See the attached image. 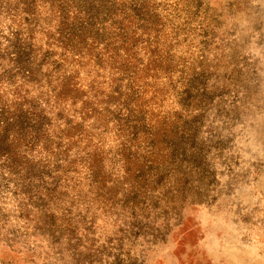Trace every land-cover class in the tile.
<instances>
[{"label":"trees","instance_id":"trees-1","mask_svg":"<svg viewBox=\"0 0 264 264\" xmlns=\"http://www.w3.org/2000/svg\"><path fill=\"white\" fill-rule=\"evenodd\" d=\"M17 4L24 7L23 28L9 30L4 37L11 53L0 51V61L8 59L0 87L5 83L15 89L9 93L0 88V154L17 178L22 168L13 160L16 152L42 149L55 157V163L40 160L47 170L41 176L52 174L55 187L42 188L47 208L39 210L44 219H55L61 205L53 208V199L61 186L79 187L76 177L83 175L89 189L97 187L92 186L97 183L94 166L87 160L91 156L96 160L103 149L95 131L85 128L87 121H94L103 141H109L114 128L120 157L128 162L136 157L133 148L137 151L145 142L142 153L151 154L154 136L169 132L164 120L161 126L156 121L155 127L146 122L147 107L154 109L152 91L164 69L156 53L165 30L151 0H0V16L17 12ZM39 4H46L50 12V19L44 20L47 27L41 29ZM6 96L10 100L3 101ZM74 115L80 122L73 121ZM81 145L85 157L72 159L67 166L59 162ZM39 192L24 191L23 199L40 200ZM65 216H71L70 210Z\"/></svg>","mask_w":264,"mask_h":264},{"label":"rangeland","instance_id":"rangeland-1","mask_svg":"<svg viewBox=\"0 0 264 264\" xmlns=\"http://www.w3.org/2000/svg\"><path fill=\"white\" fill-rule=\"evenodd\" d=\"M237 2L238 0H234L233 7H236ZM45 5H38L40 6V11L37 10L39 21L42 18L41 9ZM16 7L18 8L17 12L12 14L3 12L0 16V36H3L5 28L8 33L9 30L13 32L16 28H23L22 10H24V7L20 4H17ZM186 7L189 19L174 27L171 26L172 21L166 22L158 14L159 23L164 25L165 31L161 36L156 54L158 57L157 62L162 63L164 69L158 76L159 82L156 83V88L152 91L154 109L147 107L146 122L151 121L153 127H155L156 121L161 126L160 121L164 120L168 124L169 132L165 137L161 133L154 136L155 145L151 154L146 153L145 150L142 153V149L148 146L145 142L140 144L139 150L136 151L133 148L131 152L136 157H131L129 162L120 157L122 151L119 149L115 151L114 155L108 154L110 162L113 164L120 163L124 173L122 184L115 189L108 188L112 178L103 169V162L106 158L104 149L98 153L96 160L93 156L88 158L87 163L94 166V174L97 178V183L92 185L97 186L93 188L96 190V194L92 197V200L98 206L97 211L105 215L110 212L114 214L113 210L119 205L125 212L131 210L133 216H136L135 213L137 214V212L143 213L145 219L149 218V213L152 211L159 213L163 210L167 214L175 212L183 204L186 219L181 220L180 231L174 235L160 233L155 237L158 243L162 242L164 244H167L169 237H171L177 244L175 259L171 261V264H177V261L179 264H232L225 255L228 252V247L225 246L230 245L231 242L224 237L223 229L210 226L214 221L209 212L206 211L209 206L198 203L194 198L189 201L184 196V192L193 180L198 179L202 184L207 181L208 170L212 167L214 160L231 163L233 171L241 166L239 157H230L228 160H224L223 157V152L230 150L235 141L228 149L217 147L215 155L211 150L205 151L202 148L200 151H195L199 147L196 132L203 130L202 124L213 119L211 108L217 104H219L220 115H223L228 107L235 104L237 106L236 111L241 113L243 119V109L238 104L240 95L241 93H247L250 100L254 99L259 93V85L250 78L251 69L239 57L221 54L220 57L216 58L217 62L215 64L208 62V56L212 54L214 45L215 51L219 52V45L216 44L217 29L222 27L223 24L218 16L210 15L212 12L211 5L206 6L204 0H188ZM202 11L207 24L202 22L200 31L197 32L192 25L199 19ZM49 17L50 15L43 17V19H50ZM41 28L39 22V29ZM4 37L6 36H3L5 40ZM197 39H199V45L196 44ZM8 46L9 43L1 52L11 53L12 49ZM193 48L198 49L199 55L195 56V63L190 66L188 63L189 57L186 53L192 52ZM0 62V69L6 70L8 59L5 58ZM2 71H0V74ZM177 72H179V79H177ZM209 79L215 80L213 85L215 92L223 91V95H213L211 101L206 99L209 95L207 92L203 94L200 92L201 86L206 87V82ZM164 80L170 82L168 88L160 87V81ZM0 88L9 93L15 90L14 88H7L5 83ZM179 88H182L180 93L182 107L188 115H191L194 108H200L202 111V115L195 118L196 123H190L186 120L183 113H177L169 118L157 111L158 106L163 107L164 104L168 103L169 93H174ZM7 100H10L8 96L3 101ZM232 114L229 113V115ZM158 135L159 138L155 141V137ZM111 138L112 135L108 136L107 140ZM239 139H244L243 133L240 134ZM104 143H107V141H104ZM189 145L193 150L192 155L188 154ZM149 148H153V146ZM21 152L22 150L16 152L17 157L13 159L22 168L20 176L18 178L17 176L14 177V180L10 182H7L9 179L6 177L3 182H0V198L4 200L5 204L10 201H18L16 205L18 211L12 214L0 209V221H3V225H0V227L7 225L12 219L24 221L25 225H22L21 228L8 229L7 235L0 236V241L9 248H14L16 244L24 241L26 236L28 239L34 237L38 242L37 247L42 248L45 243L50 247H54L64 235L76 237L77 233L73 230L74 226L69 218L70 216H57L55 219H44V216H41L39 210L47 208V198L43 192L45 190L42 188L53 189L55 187L53 185L54 176L51 174V177L47 178V175H44L47 170L42 169L45 163L40 162V160L33 161L23 156L24 154H21ZM209 156L211 159H205ZM41 171L44 172V176H41ZM86 173L83 171V174ZM31 176L33 178L29 181ZM233 181L221 195L225 200L235 198L238 210L235 215L239 214L240 209L249 206L244 204V200L249 196L260 197L255 204L251 205L250 212L244 213L239 219L232 220V225L237 226V230L242 225L247 232L246 236L241 237V242L254 241L258 232L264 229V216L260 215L261 211H264L260 207L264 203V173L258 171L253 164L244 171L236 173ZM123 185L128 186L125 190V198L117 200L115 193L122 189ZM60 188L63 189L55 192L57 200L53 199L56 202L53 208L62 205L63 200L68 198V188L65 186ZM93 189L89 190L92 191ZM244 189H247V192ZM34 190H40L37 196H41V199L37 200L35 197V202H26L23 199L24 194L22 192H33ZM174 191L175 194H173ZM157 193H160V195L157 196ZM86 195L84 194L85 197ZM141 205L146 210L143 211ZM75 206V202L72 203L68 211L71 212V208ZM96 223H98V220L93 216L92 223L90 226L85 227V232L93 233ZM202 224H208L209 227L207 229L202 228ZM27 226L31 228L30 233ZM136 227L135 224L132 226V231L129 233L130 239H138L140 234L145 231L143 227L136 231ZM21 232H24L22 236ZM44 237L48 239L45 241L42 239ZM82 243V239H77V247ZM53 255H55L54 252L45 253V261H48V258ZM9 256L10 258L6 257L5 260L0 261V264H35L33 257L38 258L39 254L32 252L30 255L21 258L20 253L17 251L15 254H9ZM85 261H87V264H96L95 254L90 253L88 256L77 257V264H85Z\"/></svg>","mask_w":264,"mask_h":264},{"label":"clouds","instance_id":"clouds-1","mask_svg":"<svg viewBox=\"0 0 264 264\" xmlns=\"http://www.w3.org/2000/svg\"><path fill=\"white\" fill-rule=\"evenodd\" d=\"M152 5L164 20L172 21L171 26L181 25L185 20L189 19L187 14L188 0H151ZM234 0H204L205 5H211L212 12L210 15L218 16L223 26L217 29L218 36L216 44L219 45V52L215 51L208 56V62L215 64L217 57L221 54L226 56L239 57L249 69H251V79L259 85V93L254 99H249L247 93H241L238 100L239 107L243 109V119L241 113L236 111V105L233 104L227 108L223 115L219 113V104L211 108L213 119L202 124L203 130H198L197 143L199 147L195 151H200L201 148L205 151L211 150L215 155L217 147L228 149L230 145L235 144L230 150L223 152L224 160L230 157H239L241 166L232 170L231 163H222L219 160H214L212 167L208 170V177L205 183H201L198 179L193 180L184 192V196L191 201L193 198L200 204H207L209 207L206 211L212 216L214 223H211L212 228H220L224 230V237L231 243L226 245L228 252L225 254L227 259L232 264H264V229L258 232L257 238L254 241L241 242V237L246 236L247 232L243 226L232 225L233 219H239L246 212L251 211V205L255 204L260 199L259 196H249L244 200V207L237 213L235 198L225 200L221 195L229 184L233 183V177L236 173L244 171L250 165H255L257 170L264 173V0H238L236 7H233ZM41 27L46 28L43 17L50 15L47 5L41 9ZM202 22L207 24L203 11L199 19L192 25L197 32L200 31ZM8 30L5 28L3 36H8ZM0 36V51L7 47L8 41ZM199 45V39L196 40ZM195 53V55H193ZM144 56V53H140ZM189 57V65L195 63V56L199 55L198 49L193 48L192 52L186 53ZM183 67V65H181ZM2 71V69H0ZM179 79V72H177ZM169 81H160V87L168 88ZM214 79H209L206 82V87L201 86L200 92H207L209 95L207 100L211 101L213 95H223V91L215 92L213 85ZM182 88L176 92H170V99L163 107H157V111L164 116L172 117L177 113H183L184 118L190 123H196L195 118L202 115L200 108H194L189 116L182 107L180 93ZM229 113H233L229 115ZM74 122H80L79 116H73ZM94 121H87L85 128L89 132L95 131L97 143L106 153V158L103 162L104 172L111 176V182L108 184L109 189H115L122 184L124 173L120 163H111L110 156L115 154L116 149L120 146V141L115 139L114 128L109 131L113 133L112 138L104 143L101 138V131L93 127ZM61 126L63 122H61ZM244 134V139H239L240 134ZM56 139L55 136L52 137ZM68 141H65L67 146ZM24 154L33 161L44 159L55 163V157L47 152H42L38 149L37 152H29L22 150ZM189 155L193 154L191 145H189ZM86 152L84 146L73 148L68 153L67 159H61L59 162L65 166L72 159L85 157ZM211 159V157H205ZM83 168V166H81ZM14 180V177L7 169V158L0 157V182L4 178ZM80 181L79 187H69L67 189L68 198L62 202L57 216L66 215L71 206V202H75L76 206L71 208V216L69 217L73 223V230L76 231V237L64 235L58 244L50 247L47 243L42 248L37 247L38 242L33 237L25 240L20 244H16L14 248H9L6 244L0 241V261L10 258L9 254L20 253V257L24 258L32 252L39 254L38 258L33 257L35 264H77V257L88 256L90 253L95 254L96 264H171L175 259L177 244L169 237V242L164 244L157 242L155 237L160 233H178L181 227V220L186 219L184 205L181 204L175 212L165 213L161 210L159 213L152 211L149 213V218L145 219L144 214L137 212L136 216L131 214V210L125 212L122 208L117 207L108 214H103L97 211V205L93 203L92 197L96 194V190L89 191L88 181L84 176L76 177ZM127 185L116 191L117 200L125 198V190ZM247 192V189H244ZM84 194H87L86 197ZM175 194V191L173 192ZM157 196L160 193L156 194ZM18 201H10L5 204L0 198V209L5 212L16 213L18 211L16 205ZM264 210V203L260 205ZM91 209V211H89ZM261 216H264V211H261ZM95 216L98 223L95 225L93 233L85 232V227L90 226L92 218ZM86 218V219H85ZM227 221V223H225ZM137 225L136 231L143 227L145 231L140 234L138 239H130L129 233L132 231V226ZM3 225V221H0ZM25 225L24 221L10 220L7 225L0 227V236H5L8 229L21 228ZM29 233L30 226H27ZM202 228L207 229L208 224H202ZM59 235V233H58ZM45 241L47 237L42 238ZM77 239H82L83 243L77 247ZM54 252L55 255L50 256L48 261H45L44 254ZM87 264V261H85ZM177 264L179 262L177 261Z\"/></svg>","mask_w":264,"mask_h":264}]
</instances>
